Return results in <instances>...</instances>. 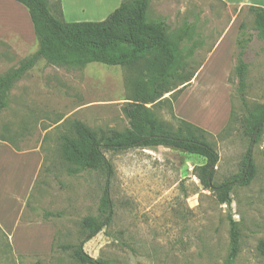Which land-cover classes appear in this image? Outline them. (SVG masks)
<instances>
[{
	"label": "rangeland",
	"instance_id": "rangeland-1",
	"mask_svg": "<svg viewBox=\"0 0 264 264\" xmlns=\"http://www.w3.org/2000/svg\"><path fill=\"white\" fill-rule=\"evenodd\" d=\"M69 1L77 9H70ZM69 1L66 21H84L88 8L81 2L86 0ZM103 1L108 2L98 0L96 6ZM240 1L151 0L147 13L148 19L165 18L173 30L194 23L203 40L188 62L187 75L198 71L194 82L182 94L183 86L148 108L158 122L176 127L182 119L214 136L209 140L219 162L212 184L232 183L230 202L220 204L218 193L203 186L200 167L206 161L201 157L169 147L104 151L114 172L113 217L83 247L91 258L105 264H225L232 219L241 237L236 264H264V127L251 145L233 75L236 40L244 25L253 37L244 56L249 65L244 97L249 108L264 105V41L257 36L253 14ZM112 6L89 15L102 16ZM38 48L28 10L14 0H0V77ZM141 69L98 63L66 69L41 59L11 89L7 107L0 111V139L22 155L0 144V264H80L73 252L84 239L81 222L98 216L106 175L70 171L76 167L62 157L65 122L76 121L92 131L128 129L124 107ZM249 148L255 176L243 185L239 178ZM23 196L21 221L49 225L34 230L33 238H24L22 226L14 227ZM3 231L15 234L17 247ZM23 250L27 252L20 255Z\"/></svg>",
	"mask_w": 264,
	"mask_h": 264
},
{
	"label": "trees",
	"instance_id": "trees-1",
	"mask_svg": "<svg viewBox=\"0 0 264 264\" xmlns=\"http://www.w3.org/2000/svg\"><path fill=\"white\" fill-rule=\"evenodd\" d=\"M24 6L29 13L33 31L38 41V50L20 66L0 77V111L7 107L11 89L32 70L39 60L66 69H79L98 63L112 67L132 68L142 66V75L132 83V97L124 107L129 120L125 131H92L76 121L65 122L67 133L64 136L63 159L76 169L70 171H105L106 184L98 216H87L81 222L84 239L76 247L73 256L80 264H105L88 256L83 247L105 227L113 217V204L110 198V179L113 167L104 151L123 152L132 149L169 147L205 159L200 167L203 186L218 193L220 204L230 202L232 183L220 187L212 184L213 172L219 162V155L209 138L214 136L202 128L182 119L177 126L158 122L149 105L162 100L165 94L182 87L178 94L190 86L197 72L187 75L188 62L203 46L196 25L185 22L173 30L165 18L148 19L151 0L122 2L121 6L100 22H66L63 18L61 0L51 5L48 0H14ZM257 29V36L264 41V8L249 6ZM252 35L240 26L236 40V65L233 75L237 90L246 111V132L251 135V145L256 142L264 127V105L249 108L244 97L247 89L249 65L245 53L252 42ZM10 143L5 138L0 139ZM17 151H20L12 145ZM213 167V171L210 168ZM255 176V166L251 158V148L245 157L241 184L250 183ZM230 223V244L225 264H236L241 249L239 224ZM70 248V247H66Z\"/></svg>",
	"mask_w": 264,
	"mask_h": 264
},
{
	"label": "crops",
	"instance_id": "crops-1",
	"mask_svg": "<svg viewBox=\"0 0 264 264\" xmlns=\"http://www.w3.org/2000/svg\"><path fill=\"white\" fill-rule=\"evenodd\" d=\"M108 2H106L105 3V1H103L102 3H100L98 6H97V8L99 9H101V8H103V9H107V7H110L111 5H115V6H112L113 8H111V9H109L104 15H102V16H90L89 15V10H88V12H87V18L84 20V21H81V20H71V21H66V19H65V17H66V15H67V11H68V9H66V0H61V6H62V11H63V18H64V20L66 21V22H70V23H73V22H91V21H93V20H98V22L99 21H104L105 20V18H106V16H108L109 14H111V13H113L114 11H116L120 6H121V4H122V2H123V0H107ZM219 1H221V2H223V3H225L226 5H233V4H236V2H235V0H219ZM260 1V2H259ZM259 1H253V0H244V1H240V5H242V6H257V7H262V8H264V0H259ZM86 10V9H85ZM85 10H83V13H84V15H86L85 14ZM88 19H90V20H88ZM198 75V74H197ZM197 77V76H196ZM196 77H194V80H195V78ZM194 81H192V83H193ZM175 112L177 113L178 112V108H176V106H175ZM193 124V123H192ZM197 126V125H196ZM199 127V126H198ZM201 128V127H200ZM0 144H4V147L5 148H7V150L9 151L10 150V152L12 153L13 152V154L14 155H22L21 154V152H17V151H15L14 150V148L12 147V145H10L9 143H6V142H3V141H0ZM1 147L2 146H0V149H1ZM9 148V149H8ZM24 154V153H23ZM28 194V191L26 192V195ZM25 195V196H26ZM25 196H23L22 198H20L19 199V206H20V209H19V214H18V220L15 222V230H16V227L19 225V226H22V228H23V231L24 232H22V235L24 234V238H25V235H27L29 238H33V235H32V233L34 232V230H41V229H43L44 227H49V225H44V224H40V225H38V224H36V223H33V222H22L21 221V213H22V209L24 208H26V202H25ZM25 203V204H24ZM22 223V224H21ZM0 228L3 230V226H1L0 225ZM15 230H14V232H15ZM4 232V231H3ZM6 235H7V237L9 238V240L10 241H14L15 242V244L17 243V240H16V238L14 237V235H13V233L12 232H4ZM26 233V234H25ZM31 235V236H30ZM50 239H51V236H50ZM50 242V241H49ZM17 245L18 244H16V247H17ZM51 245H52V243H51ZM20 252V251H19ZM27 251L26 250H23L22 252H20V255H22V254H25Z\"/></svg>",
	"mask_w": 264,
	"mask_h": 264
},
{
	"label": "bare ground",
	"instance_id": "bare-ground-1",
	"mask_svg": "<svg viewBox=\"0 0 264 264\" xmlns=\"http://www.w3.org/2000/svg\"><path fill=\"white\" fill-rule=\"evenodd\" d=\"M69 1V0H68ZM68 1L66 2V4L68 3ZM69 2H71V1H69ZM96 2H98V0H86V2H81V4H84V3H86V6H87V8H88V10L90 11V12H94L95 13V10L97 9V3ZM99 2H100V0H99ZM69 5H71V7H70V9L72 8V10L73 9H77L76 7L77 6H75V3L74 4H72V2L69 4L68 3V7H69ZM73 5V6H72ZM77 5H78V3H77ZM79 7V9H81L82 7H81V5L79 4L78 5ZM81 7V8H80ZM84 8V7H83ZM82 8V9H83Z\"/></svg>",
	"mask_w": 264,
	"mask_h": 264
},
{
	"label": "water",
	"instance_id": "water-1",
	"mask_svg": "<svg viewBox=\"0 0 264 264\" xmlns=\"http://www.w3.org/2000/svg\"><path fill=\"white\" fill-rule=\"evenodd\" d=\"M212 169H213V167L210 168V170H212Z\"/></svg>",
	"mask_w": 264,
	"mask_h": 264
}]
</instances>
